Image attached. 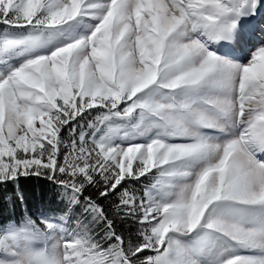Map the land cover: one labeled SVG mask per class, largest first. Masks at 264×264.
<instances>
[{
    "label": "snow or ice",
    "instance_id": "6c2138e0",
    "mask_svg": "<svg viewBox=\"0 0 264 264\" xmlns=\"http://www.w3.org/2000/svg\"><path fill=\"white\" fill-rule=\"evenodd\" d=\"M0 25V185L60 205L0 224V264H264V0H0Z\"/></svg>",
    "mask_w": 264,
    "mask_h": 264
},
{
    "label": "trees",
    "instance_id": "16d2710c",
    "mask_svg": "<svg viewBox=\"0 0 264 264\" xmlns=\"http://www.w3.org/2000/svg\"><path fill=\"white\" fill-rule=\"evenodd\" d=\"M65 136H67L66 132ZM136 187L139 188L140 184H137ZM54 191L55 186L50 181L35 176L21 177L18 186L13 184L0 185V224L13 219H21V210H25V206L27 212L34 215L55 212L60 205L53 195ZM89 192L94 193L95 189L90 188ZM21 193L24 197L23 204L19 200ZM114 199V197L108 200L101 199L99 202L111 213L110 205ZM117 225L118 230L125 234L135 232V226L127 222L123 224L117 222Z\"/></svg>",
    "mask_w": 264,
    "mask_h": 264
},
{
    "label": "rangeland",
    "instance_id": "374dc122",
    "mask_svg": "<svg viewBox=\"0 0 264 264\" xmlns=\"http://www.w3.org/2000/svg\"><path fill=\"white\" fill-rule=\"evenodd\" d=\"M41 214H39V215H33V218H37V217H39Z\"/></svg>",
    "mask_w": 264,
    "mask_h": 264
},
{
    "label": "bare ground",
    "instance_id": "6f19581e",
    "mask_svg": "<svg viewBox=\"0 0 264 264\" xmlns=\"http://www.w3.org/2000/svg\"><path fill=\"white\" fill-rule=\"evenodd\" d=\"M245 56H247V53H245Z\"/></svg>",
    "mask_w": 264,
    "mask_h": 264
}]
</instances>
